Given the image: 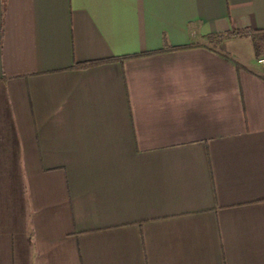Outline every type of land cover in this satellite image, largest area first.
<instances>
[{"label": "crops", "instance_id": "crops-1", "mask_svg": "<svg viewBox=\"0 0 264 264\" xmlns=\"http://www.w3.org/2000/svg\"><path fill=\"white\" fill-rule=\"evenodd\" d=\"M259 54L264 0H0V264H264Z\"/></svg>", "mask_w": 264, "mask_h": 264}, {"label": "trees", "instance_id": "trees-1", "mask_svg": "<svg viewBox=\"0 0 264 264\" xmlns=\"http://www.w3.org/2000/svg\"><path fill=\"white\" fill-rule=\"evenodd\" d=\"M227 34H237V35H246L247 34V32H246V30H230V31H227L226 32ZM98 61H101V60H86V61H83V62H80V63H77V64H75V65H77V66H82V67H86V66H89V65H91V64H93V63H95V62H98Z\"/></svg>", "mask_w": 264, "mask_h": 264}, {"label": "rangeland", "instance_id": "rangeland-1", "mask_svg": "<svg viewBox=\"0 0 264 264\" xmlns=\"http://www.w3.org/2000/svg\"><path fill=\"white\" fill-rule=\"evenodd\" d=\"M222 38H224L223 34L213 35V36H209L207 39H205V41L210 43V44L217 46L219 44V42L222 40ZM253 40H257L255 36H252L250 41H246V42H248L249 44H252Z\"/></svg>", "mask_w": 264, "mask_h": 264}, {"label": "built area", "instance_id": "built-area-1", "mask_svg": "<svg viewBox=\"0 0 264 264\" xmlns=\"http://www.w3.org/2000/svg\"><path fill=\"white\" fill-rule=\"evenodd\" d=\"M255 62L258 65V67L261 68L262 71H264V54H259L255 57Z\"/></svg>", "mask_w": 264, "mask_h": 264}]
</instances>
